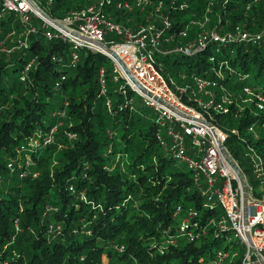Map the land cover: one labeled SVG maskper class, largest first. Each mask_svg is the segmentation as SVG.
<instances>
[{"label":"trees","instance_id":"trees-1","mask_svg":"<svg viewBox=\"0 0 264 264\" xmlns=\"http://www.w3.org/2000/svg\"><path fill=\"white\" fill-rule=\"evenodd\" d=\"M35 1L52 18H61L95 0ZM162 1L167 28L154 14L158 0H104L101 11L132 29L147 22L165 29L163 49L168 52L156 57V66L172 88L189 86L201 76L218 84L207 90L232 97L229 111L214 113L213 123L228 134L226 148L248 184H255L243 154L252 143L264 159V129L258 128L254 141L246 127L257 118L261 122L264 112L257 116L254 108L240 110L234 103L244 98L245 86L264 97V0ZM31 24L37 32L26 37V47L0 53V264H201L224 239L204 221L219 211L203 209L191 173L174 168L176 161L155 137L153 115L142 106L131 107L129 93L114 91L119 83L107 56L82 49L77 66L68 68L52 59L68 60V42L47 39L38 22ZM236 26L254 41L236 39ZM201 30H216L219 39L194 55L173 50ZM21 31L11 13L0 22V37ZM181 31L185 38L178 36ZM108 37L119 41L114 34ZM31 58L34 62L25 69ZM181 63L185 69H176ZM253 63L258 67L255 83H241ZM101 66L110 108L99 92ZM60 73L66 78L54 89ZM186 95L181 100L190 105ZM233 127L238 133H231ZM52 128L49 144L18 151L27 138L38 131L47 135ZM69 133L76 138L69 139ZM26 156L33 166H26ZM177 205L200 212L203 230H195L192 239L180 228L185 211L173 216Z\"/></svg>","mask_w":264,"mask_h":264},{"label":"built area","instance_id":"built-area-1","mask_svg":"<svg viewBox=\"0 0 264 264\" xmlns=\"http://www.w3.org/2000/svg\"><path fill=\"white\" fill-rule=\"evenodd\" d=\"M44 1L46 4H50L52 0ZM136 2L142 4L147 0H136ZM104 3V0H95L84 7L66 12L61 18H52L45 12V8L35 0H0V22L7 14L11 13L22 24V31L18 36L15 32H9L0 37V53H8L14 48L26 47V37L31 32H37L35 25L31 24V21H36L40 24L47 39L58 38L68 42L67 61L62 56L54 55L52 57L60 64L66 62L68 68L77 66L80 60L79 52L82 49L98 51L107 56L111 60L113 80L119 83L114 91L122 92L125 96L130 88L141 97L142 107L152 110L157 125L155 137L160 147L174 161L186 165L187 171L192 175V184L202 198L203 209H218L219 211L207 216L204 221L207 225L214 226L222 235L228 233V246L218 247L209 257L202 260L201 264H264V159L252 143L246 144L243 155L249 164L255 184H248L252 200L246 204L247 222L244 223L239 180L220 151L221 145L226 148L225 142L228 134L213 123L214 113L229 111L228 104L233 103L232 97L225 93L217 96L207 90L209 85L217 86L218 84L214 82L210 84L201 76L193 77L192 84L189 86L172 88L158 72L156 66V57L168 52L163 49V44L167 40L164 38L165 29L157 28L150 22L140 24L135 29L114 23L102 13L101 8ZM162 6L163 1L158 0L154 14L161 18L167 28L170 23L167 21V16L161 12ZM53 20H57L59 24H55ZM64 26L77 31L83 38L67 31ZM110 34L116 35L119 41L110 39L108 37ZM178 36L185 38L186 31L179 32ZM235 37L238 40L251 39L254 41L249 33L239 26L235 28ZM256 38L260 37L256 36ZM218 39L216 30H201L192 39L179 43L173 50L186 55H194L208 42ZM224 39L225 37H222V40ZM90 41L101 42L115 50L133 76L145 88L189 117L175 113L152 96L141 92L129 80L114 57ZM9 44H12V48H9ZM216 51H218V47ZM209 60L212 62L214 58L211 56ZM33 62L34 59L31 58L25 69ZM65 78V73H60L54 82V89H58ZM97 82L100 94L105 96V105L110 108L112 100L108 95L109 88L104 66L99 69ZM218 87L224 91L223 87ZM189 88L190 91H188ZM184 93H187L186 100L191 103L190 105L181 100ZM201 93L205 94L207 98L203 99L197 95ZM243 94L244 98L234 103L236 107L243 110V106L247 103L248 106H254L252 112L255 115L258 116L264 112V97L262 95L253 92L248 86L243 88ZM130 101L132 107V98ZM63 113L64 111L60 112V115ZM259 119L250 122L246 127V132L252 135L254 141L258 140L260 136L258 128L264 129V119L261 122ZM203 120L211 125H207ZM258 122L261 123L260 126ZM230 130L231 133H238V129L235 127ZM55 131L56 128H52L47 135H42L38 131L36 135L27 138L18 151L49 144L53 140L52 133ZM68 137L75 139L76 134L69 133ZM226 150L229 153L227 148ZM229 155L231 156L230 153ZM233 160L238 164L234 158ZM25 163L26 166H33L30 156L25 157ZM7 167L12 169L13 162H7ZM69 189L73 190V186L70 185ZM183 211L185 212L180 228L187 238L192 239L195 230L199 229V232L203 230L201 215L194 206L184 209L181 205H177L173 216L176 217Z\"/></svg>","mask_w":264,"mask_h":264},{"label":"water","instance_id":"water-1","mask_svg":"<svg viewBox=\"0 0 264 264\" xmlns=\"http://www.w3.org/2000/svg\"><path fill=\"white\" fill-rule=\"evenodd\" d=\"M53 22L55 24H59L57 22V20H53ZM64 28L67 31H70L71 33H73L75 36L79 37V38H83V36L81 34H79L77 31L73 30V29H69L68 27L64 26ZM93 42V41H90ZM94 44H96L99 48H101L102 50H105L106 52H109L114 59L117 61V63L120 65V67L122 68L123 72L127 75V77L129 78V80L137 87L140 89L141 92H143L144 94L148 95V96H152L153 98H155L158 102H160L161 104L167 106L168 108H170L172 111H174L175 113L182 115L184 117H189L186 114L181 113L179 110H177L176 108H174L171 104L167 103L166 101L162 100L160 97L154 95L151 91H149L147 88H145L131 73V71L129 70V68L127 67V65L125 64V62L123 61V59L116 53L115 50H113L111 47L107 46L106 44H103L101 42H93ZM204 123H206L207 125H211L209 122L203 120ZM220 151L224 157V159L226 160V162L230 165V167L233 169V171L235 172L238 180H239V184H240V188H241V193H242V203H243V211H244V217H243V221L244 223L247 222V216H246V204L249 200H252L250 193H249V189H248V183H247V179L245 177V174L243 172V170L239 167V165L233 160V158L229 155V153L227 152L226 148L221 145L220 146Z\"/></svg>","mask_w":264,"mask_h":264},{"label":"rangeland","instance_id":"rangeland-1","mask_svg":"<svg viewBox=\"0 0 264 264\" xmlns=\"http://www.w3.org/2000/svg\"><path fill=\"white\" fill-rule=\"evenodd\" d=\"M170 60L173 59L172 57H169ZM186 64L185 63H181L179 65H176V69H185ZM195 69V67H194ZM202 71V69H201ZM258 72V67L256 64H251L250 65V70L245 74V76L241 77L240 82L241 83H255L256 78H255V74H257ZM127 92L130 94V97L132 98L133 104L135 106H142V101H141V97L136 93V92H129V90H127ZM247 103H245V105L243 106V108H245ZM249 107L253 108V105H249ZM239 108V107H238ZM144 111L146 114H153L152 110H150L149 108L144 107ZM174 168H180V169H184L187 170V167L184 163L182 162H174ZM248 183V182H247ZM249 188V186H248ZM229 242V236L228 233H225L224 235V239L220 240L217 244V246H220L221 248H223L227 243Z\"/></svg>","mask_w":264,"mask_h":264}]
</instances>
